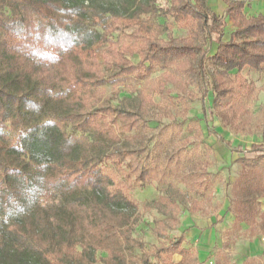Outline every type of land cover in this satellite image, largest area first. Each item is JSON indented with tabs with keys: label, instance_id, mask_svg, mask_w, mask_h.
<instances>
[{
	"label": "trees",
	"instance_id": "16d2710c",
	"mask_svg": "<svg viewBox=\"0 0 264 264\" xmlns=\"http://www.w3.org/2000/svg\"><path fill=\"white\" fill-rule=\"evenodd\" d=\"M217 1L216 13L208 0H168L167 7L157 0H0V264H97L99 250L102 264H153L151 255L162 264H198L181 245L184 233L170 237L159 225L167 244L133 256L143 246L135 233L141 213L110 162L140 185L157 165L129 158L135 151L115 144L109 131L115 117L129 131L141 115L98 102L94 91L118 78L145 80L159 68L163 81L176 74L197 86L204 119L226 110L246 120L256 88L241 70L264 69V14L247 15L253 0ZM227 20L233 29L225 37ZM174 27L183 33L175 36ZM118 30L110 55L104 47ZM207 134L237 154L240 196L230 207L235 225L249 224L264 196V143L234 144L213 126ZM39 151L46 157L37 159Z\"/></svg>",
	"mask_w": 264,
	"mask_h": 264
},
{
	"label": "rangeland",
	"instance_id": "374dc122",
	"mask_svg": "<svg viewBox=\"0 0 264 264\" xmlns=\"http://www.w3.org/2000/svg\"><path fill=\"white\" fill-rule=\"evenodd\" d=\"M157 3L162 7L169 5L168 0ZM208 5L216 10L215 0H208ZM248 7L253 9L251 2ZM232 29L227 21L225 37ZM172 31L175 36L183 33L176 27ZM119 33L120 30L115 31L113 44L104 47L111 51L110 55L119 46ZM132 60L136 62L138 56H132ZM162 72L156 68L145 80L118 78L94 91L98 102L119 104L141 115L142 124L129 131L122 130L124 120L115 117L109 131L115 144L135 151L129 158L148 156L157 165L153 176L140 185L125 177L123 165L119 169L110 162L119 178L127 183L141 213L135 233L140 234L143 246L134 247L133 256L139 258L167 244L155 230L159 225L161 234L170 237L184 233L181 245L190 250V257L198 264H264V196L259 197L249 224H234L230 200L240 196L233 184L243 169L235 161L236 154L231 158L222 154V144L207 134V127L213 126L234 144L264 143V69L241 70L256 88L255 98L246 101L249 115L243 122L226 110H215L204 119L197 86L176 74L163 81ZM102 73H110V69L104 68ZM209 104L207 100L206 106ZM34 155L37 159L46 157L43 151ZM105 255L103 250L96 252L97 264H102ZM149 259L153 264H162L153 255ZM180 259V254L172 255L173 261Z\"/></svg>",
	"mask_w": 264,
	"mask_h": 264
},
{
	"label": "crops",
	"instance_id": "0c3cea01",
	"mask_svg": "<svg viewBox=\"0 0 264 264\" xmlns=\"http://www.w3.org/2000/svg\"><path fill=\"white\" fill-rule=\"evenodd\" d=\"M251 4H252L253 9L250 10L248 6L245 8V11H246L247 15H256V14H259V13L264 14V0H253L251 2ZM215 5H216V10H214V11L217 13L220 10V5H219L217 0H215ZM220 150H221L222 154L223 153H225V154L227 153L230 158L233 157L234 154H236L235 152L230 153V151L227 148H225L224 145H222L220 147ZM261 197H263V196H261Z\"/></svg>",
	"mask_w": 264,
	"mask_h": 264
}]
</instances>
